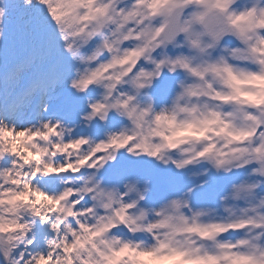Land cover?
<instances>
[{
	"label": "snow or ice",
	"instance_id": "1",
	"mask_svg": "<svg viewBox=\"0 0 264 264\" xmlns=\"http://www.w3.org/2000/svg\"><path fill=\"white\" fill-rule=\"evenodd\" d=\"M0 264H264V0H0Z\"/></svg>",
	"mask_w": 264,
	"mask_h": 264
}]
</instances>
